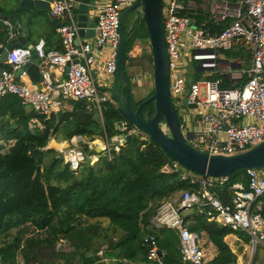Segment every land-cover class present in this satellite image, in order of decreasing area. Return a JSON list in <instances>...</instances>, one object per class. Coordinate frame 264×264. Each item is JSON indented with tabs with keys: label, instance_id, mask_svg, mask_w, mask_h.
Returning <instances> with one entry per match:
<instances>
[{
	"label": "built area",
	"instance_id": "2783aa9c",
	"mask_svg": "<svg viewBox=\"0 0 264 264\" xmlns=\"http://www.w3.org/2000/svg\"><path fill=\"white\" fill-rule=\"evenodd\" d=\"M79 2L53 0L50 4L49 18L59 22L56 31L60 50L45 49L42 40L29 48H14L8 52L0 75V100L7 95L16 96L35 114L49 118L67 109L72 102L86 103L96 112L102 126L101 135H78L63 143L51 142L61 146L52 149L56 158H61L71 171H78L85 164L94 166L101 159L111 162L129 137L143 140L148 137L127 119L115 122L114 134L108 136L102 117L106 104L118 106L111 87L117 67L119 15L137 0H111L100 5L95 14L90 11L96 23V35L90 41L78 37ZM160 2L169 65V95L179 116L182 137L191 147L208 155L233 156L262 143L264 0ZM1 26L9 30L8 22L0 20ZM220 26H223L221 31H216ZM232 48H241L249 54L248 69L245 68L247 57L225 58ZM32 51L39 59L40 80L36 85L27 86L17 82L15 73L28 62ZM57 70L66 76L57 77ZM198 72L201 78H196ZM223 79L230 82L229 87L222 86ZM133 81L152 83V71H144ZM171 171L180 172L190 187L161 203L150 220V228L153 232L167 229L177 233L183 264H206L197 235L184 223L185 210L197 208L207 215L208 221L245 233L254 247L264 246V219L260 214L264 208L261 200L264 169L244 170L247 185L231 184L226 190L229 195L226 203L218 191L228 184L229 177L198 175L173 161L171 166L163 168V172ZM143 244L148 248L147 260L164 264L165 253L159 249L153 234L146 235ZM103 252L98 253L99 257ZM121 263L132 264L127 260Z\"/></svg>",
	"mask_w": 264,
	"mask_h": 264
},
{
	"label": "trees",
	"instance_id": "16d2710c",
	"mask_svg": "<svg viewBox=\"0 0 264 264\" xmlns=\"http://www.w3.org/2000/svg\"><path fill=\"white\" fill-rule=\"evenodd\" d=\"M141 24L147 37L142 19ZM56 28L54 23L51 30ZM8 38V28L1 26L0 47L6 45ZM131 43L128 39L124 64ZM229 83L223 79L222 86L229 87ZM122 91L129 95L133 110L153 93L134 102L129 83ZM69 107L46 118L27 111L16 96L7 95L0 100V238L9 237L12 229H21L10 241L0 245V264H17L18 256L22 257L23 264H32L34 246L43 245L53 252L62 239L70 243L73 252H56L62 262L55 264H107L93 250L99 232L106 231L100 224L104 219L114 234L118 233L115 241L104 235L107 246L103 254L118 260L113 264H122V260L156 264L147 260L148 248L143 238L153 234L150 220L157 208L180 191L189 189L188 180L182 179L178 171L163 172L172 161L149 137L145 140L129 137L111 162L101 159L94 166L85 164L78 171L69 170L61 158H56L53 149H46L49 142L102 134L100 120L91 106L72 102ZM153 112L154 105H143L140 115L147 118ZM102 117L108 136L114 134L115 122L126 119L119 107L111 104L105 105ZM35 124L39 126L34 127ZM228 180L218 191L224 203L229 201L226 190L231 184L247 185L244 170L234 172ZM260 214L264 219V208ZM183 219L189 231L197 235L206 264H237L238 255L227 244V236L233 235L246 245L250 243L245 233L208 221L207 215L197 208L183 214ZM88 220L99 222L85 225ZM28 229L39 232L41 238L31 237L22 243V235ZM156 240L165 253L164 264H183L179 240L176 245L170 240L164 244Z\"/></svg>",
	"mask_w": 264,
	"mask_h": 264
},
{
	"label": "water",
	"instance_id": "95a60500",
	"mask_svg": "<svg viewBox=\"0 0 264 264\" xmlns=\"http://www.w3.org/2000/svg\"><path fill=\"white\" fill-rule=\"evenodd\" d=\"M53 0H18V5L11 13L5 14L4 7H0V20L9 24L8 41L0 47V75L5 68L8 52L14 48L31 47L26 37L28 28L23 27L28 20L21 12H48ZM3 5V3H2ZM96 5L95 0H80L77 6L78 37H93L96 27L95 19L90 16V9ZM135 14L145 24L152 59L153 93L145 99L136 110L130 105L129 95L123 93L122 88L128 84L124 73V53L129 32L122 28L123 19ZM134 26H132V29ZM119 47L117 51L116 75L111 87V95L123 116L154 142L162 152L182 168L209 177H230L234 172L246 169H264V141L246 152L233 156L208 155L191 147L180 132V121L169 95V65L166 44L163 33V20L160 0H137L131 7L123 10L119 15ZM77 43V42H76ZM74 63H77L76 61ZM39 59L34 51L25 64L15 73L16 78L26 73L32 82L40 80ZM68 66V65H67ZM188 90L186 91V95ZM184 103H187L185 98ZM143 105H154V112L147 118H142L140 110ZM164 126V127H163ZM46 149H52L47 146ZM254 253V245H252ZM161 256V252H158ZM253 259L251 255L249 264Z\"/></svg>",
	"mask_w": 264,
	"mask_h": 264
},
{
	"label": "rangeland",
	"instance_id": "374dc122",
	"mask_svg": "<svg viewBox=\"0 0 264 264\" xmlns=\"http://www.w3.org/2000/svg\"><path fill=\"white\" fill-rule=\"evenodd\" d=\"M136 19H137V17L135 14H131V15L127 16L126 18L123 19L122 28L124 31L127 32L130 29L131 22H134V29H133V32L130 34L129 39L132 42L131 44H142L146 39V35H145L144 28L141 24V18H139L137 20ZM145 56H148V55H144L142 58H144ZM246 57H248V54L246 52H244L241 48H232L231 50H229L225 54L226 59L246 58ZM249 60H250V57L248 58V61ZM148 62H149L148 64H145L144 68L141 67V69H140L141 71L148 70V69L150 70L152 63H150L149 60H148ZM248 64H249V62H248ZM246 67L247 66H245V68ZM151 70H152V68H151ZM196 77L201 78V72H198ZM146 88H147V86H144L141 91H147ZM68 108H70V107L68 106ZM26 110L30 111L28 108H26ZM35 126H39V125L35 124L34 127ZM34 127H32V125L30 126V128H34ZM52 141H55V143L65 142V141L62 142L60 140H51L48 144L49 147H54V146L50 145ZM189 212H191V210H185L183 212V214H187ZM100 221H101V223H100L101 227L106 229V231H100L99 236L94 240L93 250H97L98 253L102 250H106L107 237H108V239H113L114 241L118 238V233L114 234L112 227L109 226L107 220L104 219V220H100ZM97 222H99V221L98 220H88V221H85L84 224L90 225V224H94ZM20 230H21L20 228L19 229H12L9 233L10 234L9 237H7V238L1 237L0 238V245H2L3 242L10 241L12 239V237L15 236ZM150 230H151V228H150ZM104 235H106L107 237H105ZM153 235L156 238H158V242L160 244H164L166 242V240H170L174 245L178 244V241H177L178 236L174 230L162 229L160 231L153 232ZM31 237L37 238V239L41 238L39 232L33 231L32 229H28L22 235V243L26 239L31 238ZM200 242H201V244H203L204 240H201ZM234 250H235L236 254L238 255L237 264H249V261H250L252 254H253V259L251 261V264H264V246L262 244H257L255 246L254 253H253L251 241L249 244L246 245L243 243L242 240H239V241H237V245L235 246ZM31 251L35 257V260L32 264H51V263L55 264V263H59V262L61 263L62 262V260L56 255V252L70 253V252H73V248L71 247V245L68 241H66L65 239H62V240L57 242L53 252L50 251L49 249L45 248V246H43V245L34 246ZM89 253H91V252H89ZM98 253L96 254L97 256H99ZM102 259L104 261H106L107 264H113V263L118 261L114 258H110L108 256L106 257L105 254L102 255ZM131 263L132 264H145L143 262H134V261H132ZM17 264H23V259L21 256H18Z\"/></svg>",
	"mask_w": 264,
	"mask_h": 264
},
{
	"label": "crops",
	"instance_id": "0c3cea01",
	"mask_svg": "<svg viewBox=\"0 0 264 264\" xmlns=\"http://www.w3.org/2000/svg\"><path fill=\"white\" fill-rule=\"evenodd\" d=\"M111 0H95L96 5L94 8L90 9L91 14H95V12L98 10V7L106 2H110ZM3 3V5H2ZM18 5V0H0V7H4L6 10L5 14L11 13L13 8H15ZM34 12H29V11H24L21 12V15L24 19H27L28 21L23 24V27H27L28 31L26 34V37L28 38V41L30 42L31 45H34L36 43H38L39 41H43L44 42V46L45 49L47 50H57V48H61L60 45V39L59 36L57 34V31H52V26L54 23H56L57 27L59 22L57 21H53L49 18L48 12H41L43 14H36ZM78 14V13H77ZM137 20V19H136ZM134 25V22H131V26L129 31H124L125 33L129 32V36L127 38H130V34L133 32L132 30V26ZM57 29V28H56ZM94 35L93 37H90L88 39L84 38L87 41L92 40L95 35L96 32L95 30H93ZM146 35V34H145ZM9 39V38H8ZM126 41V43H127ZM126 48V47H125ZM144 55H148L145 56L144 58H142ZM150 56H151V49H150V45H149V41H148V36L146 37L145 41L142 44H132L131 48L128 50L127 52V60L124 64V73L125 76L128 80V83L130 85V92L133 98L134 102H138L144 98H146L147 96H149V94H151V92L153 91V85L151 82L146 81V82H142L137 83L134 82L133 80L138 78L139 76H141V74L145 71L147 73L151 72V68L150 70H144L141 71V67L144 68L145 64H148V60L150 61V63H152V59L150 60ZM249 62V64H248ZM246 62L245 66L246 69H248L250 67V61ZM248 64V65H247ZM66 68H65V72H66ZM65 72H60V71H55V75L57 77H65L66 74ZM17 82L21 83V84H25L27 86H33L38 84L34 83L31 81L30 77L26 74L23 73L20 77L17 78ZM146 84V85H145ZM144 86H147L146 90L147 91H141L142 88ZM179 194V193H177ZM176 194V195H177ZM175 196V195H174ZM261 200L264 202V196L261 198ZM227 244L230 246L231 250L233 252H235L234 248L237 245V241L238 238H236L233 235L227 236L225 238Z\"/></svg>",
	"mask_w": 264,
	"mask_h": 264
},
{
	"label": "bare ground",
	"instance_id": "6f19581e",
	"mask_svg": "<svg viewBox=\"0 0 264 264\" xmlns=\"http://www.w3.org/2000/svg\"><path fill=\"white\" fill-rule=\"evenodd\" d=\"M50 145H52V146H54L55 148H61V146L60 145H56L55 143H51Z\"/></svg>",
	"mask_w": 264,
	"mask_h": 264
},
{
	"label": "flooded vegetation",
	"instance_id": "af4514ba",
	"mask_svg": "<svg viewBox=\"0 0 264 264\" xmlns=\"http://www.w3.org/2000/svg\"><path fill=\"white\" fill-rule=\"evenodd\" d=\"M134 26V25H133Z\"/></svg>",
	"mask_w": 264,
	"mask_h": 264
}]
</instances>
